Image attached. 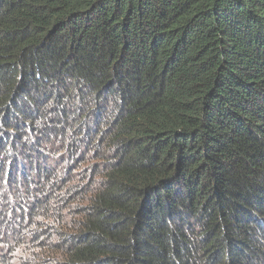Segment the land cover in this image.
Segmentation results:
<instances>
[{"label":"trees","instance_id":"1","mask_svg":"<svg viewBox=\"0 0 264 264\" xmlns=\"http://www.w3.org/2000/svg\"><path fill=\"white\" fill-rule=\"evenodd\" d=\"M16 245L264 264V0H0V264Z\"/></svg>","mask_w":264,"mask_h":264},{"label":"rangeland","instance_id":"2","mask_svg":"<svg viewBox=\"0 0 264 264\" xmlns=\"http://www.w3.org/2000/svg\"><path fill=\"white\" fill-rule=\"evenodd\" d=\"M71 217L69 215L65 216L64 217V224H67V222H71ZM13 250H16V257H21V261L19 262V264H24L25 261H27V258H28V252L27 250L25 249L24 246H21V245H16Z\"/></svg>","mask_w":264,"mask_h":264}]
</instances>
